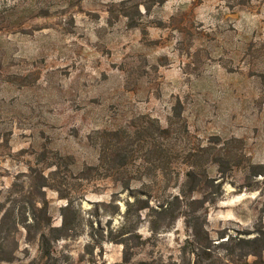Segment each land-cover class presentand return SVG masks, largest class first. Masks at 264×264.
I'll use <instances>...</instances> for the list:
<instances>
[{
	"label": "rangeland",
	"instance_id": "374dc122",
	"mask_svg": "<svg viewBox=\"0 0 264 264\" xmlns=\"http://www.w3.org/2000/svg\"><path fill=\"white\" fill-rule=\"evenodd\" d=\"M177 101L187 129L178 149L232 139L230 167L220 172L204 163L209 176L223 180L196 220L214 238L224 229L253 236L264 224V175L248 171L249 162L264 165V0H0V215L39 197L38 171L47 175L55 165L46 163L58 162L57 179L70 185L80 225L53 243L49 262L121 263L123 245L109 238L125 223L142 236L129 240L127 264L179 263L189 233L183 216L152 232L147 209L138 222H124L130 191L118 193L112 212L102 205L117 189L110 178H76L97 162V130L130 129L144 116L165 126ZM180 161L174 165L183 171ZM182 180V173L169 184L157 176L133 187L150 193L156 207V195L177 193ZM43 190L59 225L66 200L54 188ZM1 236L16 251L0 264H43L37 237L21 224L15 230L5 222ZM244 258L228 264L253 257Z\"/></svg>",
	"mask_w": 264,
	"mask_h": 264
},
{
	"label": "trees",
	"instance_id": "16d2710c",
	"mask_svg": "<svg viewBox=\"0 0 264 264\" xmlns=\"http://www.w3.org/2000/svg\"><path fill=\"white\" fill-rule=\"evenodd\" d=\"M139 120L140 124L129 125L132 126L131 130L129 127L97 130L95 132L97 136L94 139V141L99 140L95 143L99 150L97 162L82 167L76 178L84 180L98 176L110 178L117 189L111 193L110 200L103 202L102 205L111 207L112 212L119 209L118 193L130 191L133 198L124 201V222L131 217L138 222L142 209H147L152 218L150 219L152 232L156 231L159 224H165L167 218L172 220L180 215L183 216L189 233L180 246L179 263L173 261V264H228L234 256L241 259L245 257L244 263L247 262L248 256H252V260L246 264H264V224L261 222L254 228L253 236L233 235L224 229L217 232L214 238L207 227L196 220V211L206 202H211V200L214 202L213 196H216L218 190L220 191L223 180V178L218 180L219 178L209 176L204 163L216 165L220 172L230 167V160L227 157L232 151L227 145L232 139L221 143L217 139L205 144L183 147L182 151L178 149L175 143L179 138L178 135L187 132L180 101L172 106L165 126L160 125L157 119L151 117L144 116ZM214 144H218L219 148L216 149ZM44 154L45 152L39 154L41 160L46 158ZM181 156L183 171L174 165ZM53 158L63 160L57 153L53 154ZM237 158L240 157L237 156ZM51 162L46 163L45 167L48 168L54 164L55 168L47 175L43 173L42 168L38 171L40 188L37 192L39 197L30 198L19 206L12 205L0 215L1 261L13 260L16 251V245L10 246L1 236L5 222H11L15 230L21 224L28 237H37L43 264H55V262H49L53 259V243L59 239L69 238L80 225V210L71 195V187L70 185L63 187L61 184L64 183L57 179L61 165L58 162ZM238 163L233 164L237 166ZM248 167L252 176L264 175L263 164L249 162ZM180 173L183 175V180L179 183V191L166 197L156 195L158 201L156 207L150 205V193L133 187L134 182L141 181L140 186L143 188L147 182H153L157 176H160L166 184L172 180L177 183ZM43 187L54 188L59 198L66 200L65 204L60 206L61 223L59 225H53L51 222L49 202ZM133 190H136L135 193ZM195 192H199L200 197H195L193 195ZM84 194L81 193L77 198L82 199ZM2 209L1 204L0 213ZM133 238L142 242V236L137 232V228L126 229L125 223L115 235L109 238L110 241L123 245L122 261L115 264H127L130 261L129 240ZM138 264L148 263L139 261Z\"/></svg>",
	"mask_w": 264,
	"mask_h": 264
}]
</instances>
